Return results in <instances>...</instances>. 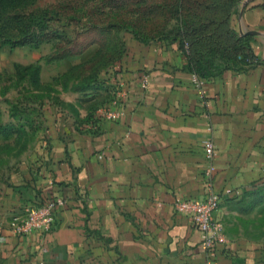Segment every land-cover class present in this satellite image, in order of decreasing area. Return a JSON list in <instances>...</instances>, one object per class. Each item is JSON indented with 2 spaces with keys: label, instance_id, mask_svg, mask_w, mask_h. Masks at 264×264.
I'll use <instances>...</instances> for the list:
<instances>
[{
  "label": "crops",
  "instance_id": "crops-1",
  "mask_svg": "<svg viewBox=\"0 0 264 264\" xmlns=\"http://www.w3.org/2000/svg\"><path fill=\"white\" fill-rule=\"evenodd\" d=\"M236 29L254 62L202 79L205 98L178 44L129 42L118 68L123 115L54 134L36 166L0 185V264H205L200 229L175 205L206 195L209 122L218 151L212 181L223 197L214 224L224 214L232 227L234 198L264 187V0L245 1ZM115 92L100 90V106ZM77 98L66 100L77 107ZM52 198L65 206L51 231L7 229L24 207ZM228 228L211 263L264 264V242Z\"/></svg>",
  "mask_w": 264,
  "mask_h": 264
},
{
  "label": "rangeland",
  "instance_id": "rangeland-1",
  "mask_svg": "<svg viewBox=\"0 0 264 264\" xmlns=\"http://www.w3.org/2000/svg\"><path fill=\"white\" fill-rule=\"evenodd\" d=\"M245 1L33 0L24 13L42 21L46 33H59L64 40L38 49H0V185H11L24 168L36 166L54 134L67 133L93 115L100 119L101 77L119 68L129 42L162 43L181 27L184 31L186 24L198 33L214 21L228 22L240 37L236 22ZM217 7L221 13L213 16ZM65 52L71 55L55 59L56 53ZM215 64L217 70L223 68L222 62ZM28 66L40 68L37 82ZM74 96L77 107L66 100ZM84 109L87 115L82 118ZM234 199L229 207L237 214L234 225L227 227L224 214L215 220L221 235L226 239L228 228L264 242V187ZM259 200L263 203L253 207Z\"/></svg>",
  "mask_w": 264,
  "mask_h": 264
},
{
  "label": "trees",
  "instance_id": "trees-1",
  "mask_svg": "<svg viewBox=\"0 0 264 264\" xmlns=\"http://www.w3.org/2000/svg\"><path fill=\"white\" fill-rule=\"evenodd\" d=\"M229 1L233 4L236 0ZM32 2L33 0H0V49L6 46H11L12 48L32 46L38 49L43 44L49 43L52 40H64L59 33H54L53 35L52 33H46L44 30L47 28L42 29L40 27L42 21H39L32 14L24 13L23 9ZM221 10L217 7L216 14L213 16H219ZM187 27L186 24L184 31L181 27V29L177 30L173 39L169 41L163 40L162 43L179 44L180 49L187 57L190 71L201 79L219 74V72L239 63H245L248 66L254 62L255 57L249 39L233 34L228 22H210L203 28V31H199L198 33L187 29ZM195 27H197L196 23H194ZM60 53H56L55 59H64L71 55L69 52L68 54L67 52L64 54ZM214 61L222 62L223 68L217 70L216 68L218 67L216 64L214 65ZM26 70H33L35 82H37L40 68L28 66ZM120 73L121 70L117 69L113 74L101 77L103 85H101L100 90L105 91L107 94L112 92L119 82ZM111 84L115 85L111 86ZM85 90L88 89H82L81 91ZM109 102L104 101L100 107ZM99 121L100 119L94 118L93 115L86 123L96 126ZM262 203L263 200L255 201L252 206L255 207Z\"/></svg>",
  "mask_w": 264,
  "mask_h": 264
},
{
  "label": "built area",
  "instance_id": "built-area-1",
  "mask_svg": "<svg viewBox=\"0 0 264 264\" xmlns=\"http://www.w3.org/2000/svg\"><path fill=\"white\" fill-rule=\"evenodd\" d=\"M120 83L116 84V98L99 110L101 119H119L123 115L119 105L122 102L124 94L120 91ZM149 79L147 76L141 78V87L147 89ZM192 85L198 91L202 98L206 96V90L203 80L196 74L192 75ZM97 124L95 128H98ZM208 133L206 136L204 154L206 159V168L204 175L206 177V195L203 199L183 198L176 205V211L181 215L188 217L193 225L198 227L202 233V243L208 254V261L205 264H212L211 260L215 257V247L221 242L222 235L214 224V215L220 209L222 203V194L218 192L213 184V175L215 174V161L218 151L213 138V126L208 123ZM102 158V156H101ZM65 206L63 198L48 199L41 205H29L13 215L9 220L7 229L18 236H30L36 233H47L53 229L56 212Z\"/></svg>",
  "mask_w": 264,
  "mask_h": 264
}]
</instances>
